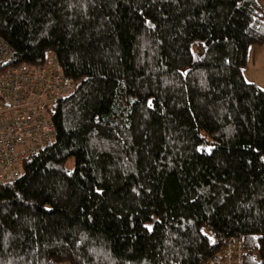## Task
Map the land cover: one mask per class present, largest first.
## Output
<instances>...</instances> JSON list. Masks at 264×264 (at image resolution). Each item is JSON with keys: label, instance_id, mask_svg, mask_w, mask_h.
Returning <instances> with one entry per match:
<instances>
[{"label": "trees", "instance_id": "trees-1", "mask_svg": "<svg viewBox=\"0 0 264 264\" xmlns=\"http://www.w3.org/2000/svg\"><path fill=\"white\" fill-rule=\"evenodd\" d=\"M0 35V75L53 56L75 83L0 186V264H210L233 240L264 264L259 0H0Z\"/></svg>", "mask_w": 264, "mask_h": 264}, {"label": "built area", "instance_id": "built-area-1", "mask_svg": "<svg viewBox=\"0 0 264 264\" xmlns=\"http://www.w3.org/2000/svg\"><path fill=\"white\" fill-rule=\"evenodd\" d=\"M14 49L0 35V61ZM75 83L48 57L43 64L21 62L0 75V186L23 173V162L54 141V124L48 107ZM241 241H231L210 264H241Z\"/></svg>", "mask_w": 264, "mask_h": 264}, {"label": "crops", "instance_id": "crops-1", "mask_svg": "<svg viewBox=\"0 0 264 264\" xmlns=\"http://www.w3.org/2000/svg\"><path fill=\"white\" fill-rule=\"evenodd\" d=\"M259 2L264 6V0H259ZM256 68H264V43L249 47L244 75L247 74L246 70H248L250 75L251 71Z\"/></svg>", "mask_w": 264, "mask_h": 264}, {"label": "rangeland", "instance_id": "rangeland-1", "mask_svg": "<svg viewBox=\"0 0 264 264\" xmlns=\"http://www.w3.org/2000/svg\"><path fill=\"white\" fill-rule=\"evenodd\" d=\"M252 65V64H251ZM245 67V65H244ZM244 67H243V73H244ZM247 74L244 75L247 80L254 81L259 86L264 88V68H256L251 71V74L249 75L248 70H246ZM68 166H73V158H69L67 161ZM59 264H72L67 261L60 262Z\"/></svg>", "mask_w": 264, "mask_h": 264}]
</instances>
